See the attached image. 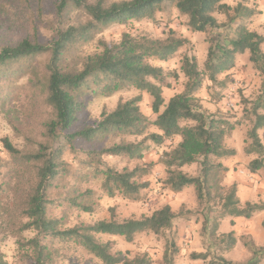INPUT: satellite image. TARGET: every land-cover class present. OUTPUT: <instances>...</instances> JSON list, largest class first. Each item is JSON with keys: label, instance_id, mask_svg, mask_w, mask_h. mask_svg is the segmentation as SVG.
Segmentation results:
<instances>
[{"label": "trees", "instance_id": "trees-1", "mask_svg": "<svg viewBox=\"0 0 264 264\" xmlns=\"http://www.w3.org/2000/svg\"><path fill=\"white\" fill-rule=\"evenodd\" d=\"M59 1L58 13L61 16L75 10L81 12L83 19L59 30L50 43L27 38L0 50V88L6 83L17 82L15 78L33 74L29 83L41 89L53 112L46 131L49 141L39 144L35 151L23 152L7 137L0 138L7 153L30 174L28 186L14 201L6 229L0 233V246L8 237L15 238L20 264H59L64 259L63 249L72 245L86 250L104 264H152L145 255L131 259L121 252H114L113 241H103L101 237H122L133 243L139 234L162 235L172 227L177 217L170 205L140 218L119 221L112 212L108 219L73 227H67L64 218L54 217L51 211L58 206L56 203L62 205L65 202L83 212L92 213L94 210L90 204L93 190L66 186L69 177L77 174L71 171L73 166L65 160L68 149L78 157L79 165L88 169L86 176H82L87 181L100 179L102 189L109 195L119 193L136 200L141 190L148 186L139 182L141 176L148 173L147 169L121 172L100 158H141L145 143L162 147L169 141L172 146L175 139H179L163 154L161 163L167 174L164 184L175 193L194 187L201 204L218 199L220 210L213 218L210 237L222 238L221 241L226 243L223 251L233 249L237 239L232 232L218 235L221 222L227 217L249 219L263 211L264 204L246 203L241 206L235 184L226 195L219 193V174L226 172L227 168L218 160L236 155L234 149L225 145L235 126L226 118H209L197 95L203 86L204 74L208 75L209 81L218 82L221 74L235 67L238 55L249 52L250 61L264 72L261 48L264 36L250 31L245 24L254 16V11L241 3L232 8L225 3L226 0ZM166 6L169 12L176 10L187 18V27L196 33L207 34L222 27L215 13L225 14L228 24L240 22L235 28L236 36L221 46V56H217L213 46L209 47L204 71L199 69L196 58L185 56L180 71L188 81L184 91L168 102L164 98L163 87L167 79H178V72L166 71L150 61L165 62L172 58L187 44L186 39L178 38L173 31L166 39L125 32L118 44H109L100 37L114 24L156 21V11ZM90 46L102 51L86 54L85 49ZM46 53L51 54L50 63L37 78V72L33 70L34 60ZM129 89L148 93L154 99L152 110L157 115L155 120L143 113L142 97L138 96L127 101L120 99L114 109L102 110L98 122H91L88 109L95 98H110ZM261 109L264 111V101L254 106L253 125L248 133L250 142L245 148L248 156H256L249 164L252 174L264 169V143L260 135L264 130V113H259ZM151 128L158 132L149 133ZM59 137L64 142L55 148L54 143ZM128 138H142V141L131 142L126 140ZM117 139L118 143L112 142ZM193 164L201 166L198 177L182 171ZM54 189L59 193L52 198ZM4 191V184L0 181V199ZM29 232L35 235L27 238L25 234ZM175 252L173 250L169 256L166 254L165 264H174L170 255ZM209 258L208 253L191 255L192 260L203 261V264H236L221 255ZM0 264H8L1 251ZM248 264L259 262L252 259Z\"/></svg>", "mask_w": 264, "mask_h": 264}, {"label": "rangeland", "instance_id": "rangeland-1", "mask_svg": "<svg viewBox=\"0 0 264 264\" xmlns=\"http://www.w3.org/2000/svg\"><path fill=\"white\" fill-rule=\"evenodd\" d=\"M95 1V0H90ZM59 0H0V50L7 46H14L23 39H39L44 43H50L59 30L69 24L80 22L83 15L79 11H69L61 16L58 13ZM226 4L235 7L241 3L246 8L254 11V16L247 19L245 24L250 31L257 32L264 36V0H226ZM165 9V10H164ZM233 14V12H230ZM214 16L221 24V28L211 30L209 33H196L187 27V18L181 16L176 10L169 12L167 6L160 11H156V21L143 20L131 22L129 24H114L106 29L101 38L109 44H118L125 32L134 36L148 35L155 39H166L170 31H173L178 38L187 40V44L179 50L172 58L165 62L151 60V64L162 67L166 71H177L178 79H167L163 87L165 100L168 102L174 95L182 93L185 89L187 79L180 71L185 56L196 58L199 69L204 71V64L207 60L210 46L217 51V56H221V46L226 44L236 36L235 28L240 23L236 21L228 24L225 14L215 13ZM264 55V44L262 45ZM96 46L85 49L86 54L101 52ZM51 54L46 53L38 56L33 63L35 75L46 71V66L50 63ZM235 67L218 77V82L209 81L208 75L204 74L203 86L198 93L204 111L207 116L226 118L234 124L235 129L226 138V146L233 148L237 156L232 159L223 158L227 171L219 174L220 194L226 195L229 189L235 184H247L254 189L253 193L261 196L264 192V169L260 170L258 176L250 173L249 164L256 156H248L245 148L249 144L248 133L252 129V115L254 106L260 101H264V72L257 69L250 61V54L236 57ZM262 64V63H261ZM32 75H25L15 78L14 83H6L0 88V138L7 137L12 144L23 152L35 151L39 144H45L49 140L46 138L47 124L53 119V112L46 103V97L40 88L29 83ZM169 84L167 87L166 85ZM138 96L142 97L141 109L151 120H155L157 115L152 110L154 99L145 92L135 89L123 90L115 93L110 98H95L89 106L91 122H98L104 108L112 110L116 107L120 99L127 101ZM234 107H229L230 104ZM259 113H264L261 109ZM158 132L151 128L149 133ZM264 143V130L260 131ZM127 141L139 143L142 138H128ZM179 139H175L174 146ZM64 139L59 137L54 147L63 144ZM119 142V139L112 140ZM171 142L158 147L147 142L142 147L141 158H130L126 156H103L100 159L119 171H132L135 168L147 169L139 179L142 184L147 183V187L142 189L139 199L127 198L116 193L109 195L102 189L100 179H88L86 174L88 169L79 165L78 157L69 149L64 156L65 160L73 168L72 172L77 173L74 177H69L66 186H78L80 190L90 189L94 191L90 204L94 210L92 213L83 212L71 208L65 202L59 203L52 209L54 217H63L67 227L77 224H94L100 220L108 219L114 212L119 221L129 218H140L144 215H151L164 205H170L177 214L172 227L164 234L156 236L152 233H143L136 236L133 243H128L122 237L102 236L103 241H113L114 252H121L129 258L136 256H147L152 264H165L166 254L176 250L170 256L174 264H193L191 255L193 253H208L210 258L223 256L226 246L222 238L210 237L213 218L220 210V201L201 204L197 200L194 187H188L181 193H175L165 186L166 168L161 163L163 154L171 147ZM83 155V152H81ZM83 157V156H82ZM227 159V160H225ZM0 181L4 184L5 191L0 199V233L6 229L8 216L12 211L13 203L30 182V174L23 171L21 165L4 149L0 142ZM219 162V160H218ZM223 165V164H222ZM150 166V167H148ZM224 166V165H223ZM148 167V168H147ZM184 173L192 177L201 174V166L193 164L182 169ZM257 183V185H256ZM59 193L58 189L52 190V198ZM261 212V211H259ZM260 216L257 213L253 216L256 234L262 232ZM257 228V229H256ZM27 238L33 237L34 232L25 234ZM218 235H222L218 232ZM241 241L250 246L253 259L260 256V262L264 258V249L255 247L250 236L242 235ZM259 244L264 243V239L257 238ZM0 251L5 255L8 264H20L16 239L8 237L0 246ZM263 252L262 255H259ZM64 259L59 264H104L86 250L70 246L63 249ZM202 263H204L202 261ZM248 264V263H247Z\"/></svg>", "mask_w": 264, "mask_h": 264}, {"label": "crops", "instance_id": "crops-1", "mask_svg": "<svg viewBox=\"0 0 264 264\" xmlns=\"http://www.w3.org/2000/svg\"><path fill=\"white\" fill-rule=\"evenodd\" d=\"M225 145H226V141H225ZM229 149H233V148H229ZM236 156H237V152L234 157H231L228 159L235 158ZM219 163L223 164L224 167L228 168V166L224 164L225 161L223 159H220ZM260 172L261 171L259 170L256 174H253V175L258 176V173ZM257 187L258 185L256 186V188ZM237 188H238L237 195L240 199L241 206L244 207L246 203L264 204V192L261 196L257 194L254 195L253 193H255L254 191H256L255 190L256 188L254 189L252 186H249L247 184H239L237 185ZM258 214L261 215L259 224H261V227L263 228L264 210L261 212H258ZM253 216L249 219L243 218V217H237V218L227 217L225 220L221 222L218 232H221L222 234H228L232 232L235 238L237 239V243L233 247V249L226 251L223 254V257L226 258L227 260L232 261L236 264H247L253 259V253L250 250V246H247L241 241V239H239V237H242V235L250 236L253 239L255 247H257L259 250L264 249V243L259 244L257 241V238L259 237L264 239V234L262 232H259V233L257 232L256 234V231L254 228L258 226L255 225L253 221ZM262 254L263 252H261L259 255H262ZM255 260H259L260 262V256L257 257ZM193 264H203V263L202 261H193ZM260 264H264V258L262 259V262Z\"/></svg>", "mask_w": 264, "mask_h": 264}, {"label": "built area", "instance_id": "built-area-1", "mask_svg": "<svg viewBox=\"0 0 264 264\" xmlns=\"http://www.w3.org/2000/svg\"><path fill=\"white\" fill-rule=\"evenodd\" d=\"M229 107H230V108H231V107H234V105H233V104H230Z\"/></svg>", "mask_w": 264, "mask_h": 264}]
</instances>
